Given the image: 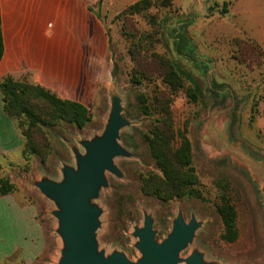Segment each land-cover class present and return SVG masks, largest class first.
Wrapping results in <instances>:
<instances>
[{
    "label": "rangeland",
    "instance_id": "1",
    "mask_svg": "<svg viewBox=\"0 0 264 264\" xmlns=\"http://www.w3.org/2000/svg\"><path fill=\"white\" fill-rule=\"evenodd\" d=\"M137 1L115 0L102 10L96 6L90 25L78 21L59 44L44 43L49 46L37 64L28 55L20 60L23 71L34 73L44 66L43 83L58 97L77 101V94L87 99L86 106L92 102L91 118L82 128L57 117L50 105L34 102L35 114L48 124L36 126L22 162L16 161L20 152L12 156L19 163L12 169L0 165V179L9 178L11 193L33 204L45 227L47 247L33 264H55L62 242L55 231V205L32 181L44 175L59 180L63 163L75 165L71 144L84 151L78 140L103 131L113 91L132 121L122 129L120 142L133 157L116 158L124 178L108 173L109 186L97 200L103 209L100 246L135 260L140 252L132 232L143 225L144 211L154 216L162 240L182 209L187 221L192 213L202 221L183 256L198 248L220 264H264L263 181L241 157L264 169V0H172L171 6L160 1L116 18ZM106 60L111 69L105 80ZM30 121L25 115L19 118L26 130ZM157 131L173 134L174 149L182 134L190 140L199 196L162 200L142 190L144 178L162 173L146 140ZM224 197L237 211L239 237L234 242L223 238L216 210Z\"/></svg>",
    "mask_w": 264,
    "mask_h": 264
},
{
    "label": "water",
    "instance_id": "2",
    "mask_svg": "<svg viewBox=\"0 0 264 264\" xmlns=\"http://www.w3.org/2000/svg\"><path fill=\"white\" fill-rule=\"evenodd\" d=\"M110 98L111 107L103 131L78 140L84 151L71 144L75 165L63 163L59 180L44 175L32 181V185L55 205L52 211L57 220L55 231L62 242L55 264H220L206 259L198 248H193L187 256L182 255L193 244L202 226L194 213L187 221L182 209L178 210L171 230L162 240L157 238L154 216L144 211L143 225L134 226L132 232L136 238L134 246L140 252L135 260L124 251L107 252L100 246L98 231L103 209L97 200L101 191L109 186L108 173L124 178L116 158L133 157L120 142L122 129L131 126L132 121L123 114L121 96L113 91ZM241 157L263 181L264 192V169L252 158Z\"/></svg>",
    "mask_w": 264,
    "mask_h": 264
},
{
    "label": "crops",
    "instance_id": "3",
    "mask_svg": "<svg viewBox=\"0 0 264 264\" xmlns=\"http://www.w3.org/2000/svg\"><path fill=\"white\" fill-rule=\"evenodd\" d=\"M111 3L116 2L115 0H0L4 39L0 81L6 77L19 81L26 80L54 93L51 85L43 83L44 66L35 68L34 73L29 72V69L23 71L20 60L28 55L33 59V64H37L40 56L44 55V48H48L50 42L59 44L69 32V28L78 21L90 25L96 6L100 10L108 9L109 6H113ZM95 19L98 21L97 16ZM46 42L48 44L44 47ZM89 46L91 47L92 43ZM47 52L48 49L45 53ZM105 63L106 80L107 68L111 66L110 61L107 63L106 60ZM50 82L53 83L54 80L50 78ZM90 86L92 91V83ZM74 96L83 99L75 97L79 100L77 102L87 104L84 102L87 99H84L83 95ZM88 104L91 106L92 102ZM24 142L17 122L4 109L3 93L0 89V165L12 169V164L15 163L12 156L20 152L22 154ZM22 159L23 155L16 161L22 162ZM0 205H2L0 264H33L44 254L48 243L45 227L37 218L36 207L33 204L20 202L13 193L6 195L0 193Z\"/></svg>",
    "mask_w": 264,
    "mask_h": 264
},
{
    "label": "trees",
    "instance_id": "4",
    "mask_svg": "<svg viewBox=\"0 0 264 264\" xmlns=\"http://www.w3.org/2000/svg\"><path fill=\"white\" fill-rule=\"evenodd\" d=\"M162 2L171 6L172 0H139L116 15L138 13L149 8L152 3ZM224 12L227 11L224 3ZM4 54V39L2 33L1 7H0V62ZM117 64L114 63V72ZM186 77L193 81L192 77L185 73ZM215 83L214 88H217ZM0 89L3 93L4 109L6 113L13 118L24 137V147L22 155L25 156L31 149L30 140L33 139V131L36 126L46 125L48 122L43 117L37 116L34 109L37 108L34 102L40 101L50 105L56 116L68 120L69 122L82 128L90 120L89 108L77 101L62 99L57 95L42 87L41 85L31 84L26 80H14L12 77H6L0 81ZM195 97V95H192ZM25 115L30 118V124L27 130L23 127L24 122H19V118ZM172 135L164 131H157L153 135L146 137L152 157L155 159L161 174H150L142 181V190L145 193L155 195L162 200H170L173 197L199 196L200 192L196 189L197 174L193 165L192 146L190 140L182 134V140L177 148L171 147ZM174 137V136H173ZM13 184L9 178L0 179V193L3 195L11 193ZM216 210L223 222V238L229 242H234L239 237L237 222V211L231 201L224 197L216 205Z\"/></svg>",
    "mask_w": 264,
    "mask_h": 264
}]
</instances>
